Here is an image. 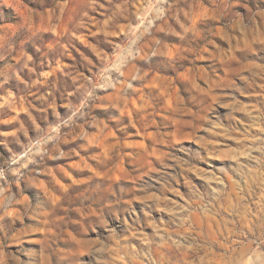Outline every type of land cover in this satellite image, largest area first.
<instances>
[{
  "label": "rangeland",
  "instance_id": "374dc122",
  "mask_svg": "<svg viewBox=\"0 0 264 264\" xmlns=\"http://www.w3.org/2000/svg\"><path fill=\"white\" fill-rule=\"evenodd\" d=\"M0 264H264V0H0Z\"/></svg>",
  "mask_w": 264,
  "mask_h": 264
}]
</instances>
